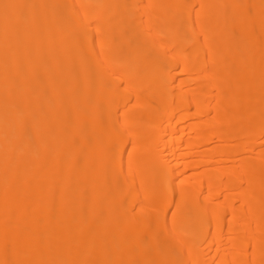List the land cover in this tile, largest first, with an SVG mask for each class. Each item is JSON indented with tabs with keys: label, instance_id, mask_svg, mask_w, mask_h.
<instances>
[{
	"label": "bare ground",
	"instance_id": "obj_1",
	"mask_svg": "<svg viewBox=\"0 0 264 264\" xmlns=\"http://www.w3.org/2000/svg\"><path fill=\"white\" fill-rule=\"evenodd\" d=\"M0 264H264V0H0Z\"/></svg>",
	"mask_w": 264,
	"mask_h": 264
}]
</instances>
